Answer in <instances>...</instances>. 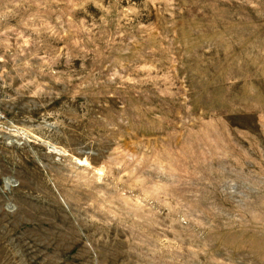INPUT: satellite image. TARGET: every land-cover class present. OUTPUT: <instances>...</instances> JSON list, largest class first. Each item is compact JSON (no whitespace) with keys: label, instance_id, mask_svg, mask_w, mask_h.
Here are the masks:
<instances>
[{"label":"rangeland","instance_id":"obj_1","mask_svg":"<svg viewBox=\"0 0 264 264\" xmlns=\"http://www.w3.org/2000/svg\"><path fill=\"white\" fill-rule=\"evenodd\" d=\"M0 264H264V0H0Z\"/></svg>","mask_w":264,"mask_h":264}]
</instances>
